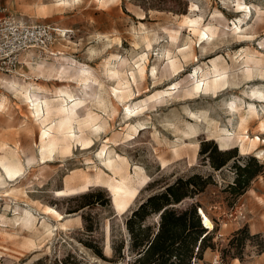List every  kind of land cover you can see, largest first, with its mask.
<instances>
[{
  "label": "rangeland",
  "instance_id": "obj_1",
  "mask_svg": "<svg viewBox=\"0 0 264 264\" xmlns=\"http://www.w3.org/2000/svg\"><path fill=\"white\" fill-rule=\"evenodd\" d=\"M0 2L6 16L65 32L15 72H0V264H113L96 250L112 260L122 244L117 263L129 264L132 211L198 176L212 184L198 195L181 184L191 193L175 206H197L216 229L215 251L199 252L194 264H264L251 242L243 262L222 253L240 229L264 234V0ZM215 67L227 83L207 91ZM30 93L42 97L41 113ZM223 130L261 139L245 151L237 137L228 144L263 167L243 196L228 188L235 161L216 172L200 154L203 142L220 149ZM108 154L123 175L148 180L124 214L113 203L118 177ZM158 222L147 219L155 229Z\"/></svg>",
  "mask_w": 264,
  "mask_h": 264
},
{
  "label": "trees",
  "instance_id": "obj_2",
  "mask_svg": "<svg viewBox=\"0 0 264 264\" xmlns=\"http://www.w3.org/2000/svg\"><path fill=\"white\" fill-rule=\"evenodd\" d=\"M200 154L205 156L209 166L216 172L228 167L231 161H235L233 166L238 175L234 183L228 188L236 196H243L253 179L263 169L256 158H239L236 149L222 151L212 142H203ZM239 159H243L246 164L239 166L236 163ZM250 164H253V169ZM181 184L186 191H189L191 187H195L196 192H193V194L198 195L205 192L206 188L212 184V177L209 176L205 179L198 176L197 178H189L185 182L178 180L166 187L165 192L148 197L137 209L132 211L131 216L126 221V228L131 237L129 251L133 254L129 264H194L199 252H203L208 248L215 251L216 246L211 242L216 229L213 230L212 227L208 226L201 210L198 214L197 206H191L183 210L175 208L191 193L181 192L179 188ZM152 215H158L160 218L157 229L147 223V219ZM248 242H251V245L257 249L259 254L264 253V234L250 236L247 227L232 234L228 248L223 250L222 253L243 262V255ZM86 246L95 251V248L90 244H86ZM124 248V244L119 248L114 247L116 259L113 258L112 260H107L101 251L96 250V254L110 263L118 264L117 260L123 258ZM60 264L67 263L65 261L60 262Z\"/></svg>",
  "mask_w": 264,
  "mask_h": 264
},
{
  "label": "bare ground",
  "instance_id": "obj_3",
  "mask_svg": "<svg viewBox=\"0 0 264 264\" xmlns=\"http://www.w3.org/2000/svg\"><path fill=\"white\" fill-rule=\"evenodd\" d=\"M206 35H208V34L205 33L204 36H206ZM208 37L212 38V36H210V35H208ZM208 41H210V39H208ZM64 61L65 62H69L68 60H64ZM70 62H72V65H75L76 67L79 65L75 61H70ZM79 67L81 69H84L83 66L79 65ZM69 70H71V69L66 68V67L61 68V71L63 73H66ZM224 74H225L224 72H221L220 69L215 67V70H214V75L215 76H214L213 79H208L207 80V82H206V90L207 91L217 90L218 88H220V86L222 87V85L226 84L227 83V78H226V76H224ZM8 84L10 85V87L13 90H17L14 82H10ZM197 87H198V85H197ZM196 90H198V89H196ZM87 95H89V94L86 93V96ZM28 99L32 100V104L34 103L36 112L41 113L43 111L42 97H40L38 95H35V94H31ZM68 115H72V114L68 113ZM45 134L48 136L47 139L49 141H47V142H49L48 146H49V149H51L52 145H53V141H54L53 140V136H51V133L49 132V130ZM236 137L240 139L241 151H245L246 147L249 144V143H247V141H250V143H252V142L255 143V142H259V141L261 142L260 137H255L254 139H251L249 136H246V135L245 136H236L235 134L229 133V131H227V130H223L221 132V134H220V145H221L220 150H224V151L228 150L229 142L232 141ZM47 142L44 143V144H47ZM262 152L263 151L259 152L258 155H261ZM109 154H111V153H109ZM105 163H106L107 167L110 168L114 172L115 175H117L116 177H118L117 179L113 180V183L111 182L112 183L111 184L112 197H113V203H114L115 208L121 214H124L128 210V208L131 206L133 201L136 199V197H137V195L139 193V189L145 187L148 184V180L147 179H143L144 176L142 177V180H140L139 179V174L136 177H133L131 175H130L131 177L123 175L121 173L122 172L121 170H117L118 168L116 169V167H115L116 160H114V158L111 155H109L106 158ZM13 170H15V169L13 168ZM15 171H17V170H15ZM8 175L11 176L10 173ZM50 210H51V213H54V214H56L58 216L59 220H63L64 217L61 214H59L56 210H54V209H50Z\"/></svg>",
  "mask_w": 264,
  "mask_h": 264
},
{
  "label": "built area",
  "instance_id": "obj_4",
  "mask_svg": "<svg viewBox=\"0 0 264 264\" xmlns=\"http://www.w3.org/2000/svg\"><path fill=\"white\" fill-rule=\"evenodd\" d=\"M65 32L42 23H30L14 16L0 19V72L13 73L32 51L47 52ZM159 224V222H158Z\"/></svg>",
  "mask_w": 264,
  "mask_h": 264
},
{
  "label": "crops",
  "instance_id": "obj_5",
  "mask_svg": "<svg viewBox=\"0 0 264 264\" xmlns=\"http://www.w3.org/2000/svg\"><path fill=\"white\" fill-rule=\"evenodd\" d=\"M7 10L6 8L3 7L2 3L0 2V19L6 17L7 15Z\"/></svg>",
  "mask_w": 264,
  "mask_h": 264
},
{
  "label": "water",
  "instance_id": "obj_6",
  "mask_svg": "<svg viewBox=\"0 0 264 264\" xmlns=\"http://www.w3.org/2000/svg\"><path fill=\"white\" fill-rule=\"evenodd\" d=\"M222 151H224V150H222ZM199 212H200V209H199ZM203 223V222H202Z\"/></svg>",
  "mask_w": 264,
  "mask_h": 264
}]
</instances>
